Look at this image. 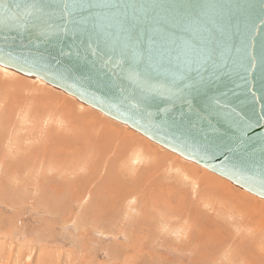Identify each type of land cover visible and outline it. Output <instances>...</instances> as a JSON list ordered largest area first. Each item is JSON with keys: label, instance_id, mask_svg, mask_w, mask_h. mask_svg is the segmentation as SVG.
<instances>
[{"label": "rangeland", "instance_id": "1", "mask_svg": "<svg viewBox=\"0 0 264 264\" xmlns=\"http://www.w3.org/2000/svg\"><path fill=\"white\" fill-rule=\"evenodd\" d=\"M8 70L0 68V264H264L261 232L240 228L255 227L247 218L264 215V198ZM135 146L155 157L131 163ZM180 168L210 182L194 186Z\"/></svg>", "mask_w": 264, "mask_h": 264}, {"label": "water", "instance_id": "2", "mask_svg": "<svg viewBox=\"0 0 264 264\" xmlns=\"http://www.w3.org/2000/svg\"><path fill=\"white\" fill-rule=\"evenodd\" d=\"M0 65L264 198V0H0Z\"/></svg>", "mask_w": 264, "mask_h": 264}, {"label": "bare ground", "instance_id": "3", "mask_svg": "<svg viewBox=\"0 0 264 264\" xmlns=\"http://www.w3.org/2000/svg\"><path fill=\"white\" fill-rule=\"evenodd\" d=\"M0 68L5 72V74H10V73H12L11 71H9L8 69H10V68H7V67H5V66H2V65H0ZM11 70H13V69H11ZM14 72H15V70H13ZM10 72V73H9ZM13 72V73H14ZM20 73V72H19ZM22 74V73H21ZM10 76V75H9ZM48 84V83H47ZM21 87V86H20ZM85 104V103H84ZM89 106V105H88ZM93 108V107H92ZM95 109V108H94ZM53 111V110H52ZM105 115V114H104ZM133 145V144H132ZM135 149V151L131 154V152H130V157H131V163H133V164H136V165H139V164H141V162H143V163H147V161H150L153 157H155V156H152L150 153H149V151L146 149H143L142 147H134L132 150H134ZM167 149V148H166ZM154 155V154H153ZM154 161H156V160H154ZM130 163V162H129ZM130 163V164H131ZM132 165V164H131ZM135 165V166H136ZM135 166L133 165V167L135 168ZM132 167V166H131ZM140 167V166H139ZM79 170V169H78ZM175 170V169H174ZM183 172V174H185L186 176H188L190 179H191V181H194V182H192V185H194V186H197L196 185V181H203L202 179H200V178H197L195 175H192V174H190V173H188V171H186V170H184V169H181L180 168V172ZM152 173V172H151ZM205 176H206V174H205ZM186 179H188V178H186ZM208 179H210V176L208 175V176H206V179L203 181V184H205L206 183V181H209ZM210 182V181H209ZM199 183V182H198ZM211 184V183H210ZM209 185V184H208ZM117 186V185H116ZM205 186H207V185H205ZM215 187V186H214ZM208 188H211V186H208ZM213 188V187H212ZM211 188V189H212ZM215 188H217V187H215ZM215 188H214V190H215ZM244 189V188H243ZM246 190V189H245ZM213 192V191H212ZM249 192V191H248ZM250 193H252V192H250ZM254 194V193H253ZM256 195V194H255ZM258 196V195H257ZM263 198V197H262ZM237 199V198H236ZM232 200H235V197L232 199ZM255 200V199H254ZM253 202H255V201H253ZM257 202V201H256ZM234 203H236V201L234 202ZM236 205V204H235ZM252 206H254V207H256V206H259V204L258 205H256L255 206V204H251ZM263 206H264V203H263ZM253 207V208H254ZM239 208V207H238ZM256 208H258V207H256ZM262 209H263V207H262ZM241 210V209H240ZM259 211V210H258ZM263 213H264V211H262ZM259 213V212H258ZM256 215H258V216H256ZM255 216H250L249 218H247V221H248V223L249 222H252V223H249V224H251V225H253V226H255V227H249V226H246V225H241L240 226V228L242 227V228H245V231L243 230V233H245V232H247V233H249V234H251L253 231H254V233H256V232H261L260 234H261V236L262 237H264V215L263 214H261V212L259 213V214H256ZM239 216V215H238ZM245 218V219H246ZM242 220V219H241ZM241 223H244V222H241ZM245 224V223H244ZM256 227H258V228H256ZM247 233H245V234H247ZM256 234H258V233H256ZM253 236V235H252ZM249 239V238H248ZM257 249H259V248H257ZM261 251L259 252V251H257V254L258 255H262V256H264V249H260ZM240 251V250H239ZM256 253V252H255ZM246 254V253H245ZM249 254V253H248ZM253 255V254H252ZM253 258V257H252ZM16 261V260H15Z\"/></svg>", "mask_w": 264, "mask_h": 264}]
</instances>
